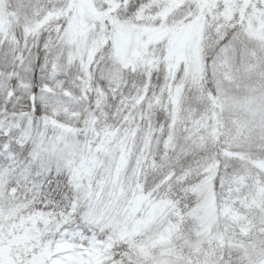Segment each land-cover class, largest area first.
<instances>
[{"label":"snow or ice","instance_id":"snow-or-ice-1","mask_svg":"<svg viewBox=\"0 0 264 264\" xmlns=\"http://www.w3.org/2000/svg\"><path fill=\"white\" fill-rule=\"evenodd\" d=\"M0 264H264V0H0Z\"/></svg>","mask_w":264,"mask_h":264}]
</instances>
